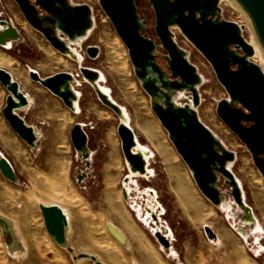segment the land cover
Here are the masks:
<instances>
[{
	"label": "rangeland",
	"instance_id": "obj_1",
	"mask_svg": "<svg viewBox=\"0 0 264 264\" xmlns=\"http://www.w3.org/2000/svg\"><path fill=\"white\" fill-rule=\"evenodd\" d=\"M68 3L87 5L92 12L93 28L89 35L80 44L70 46L81 55L77 62L52 51L42 35L25 22L13 0H0V21L10 20L20 34L11 49H0L1 54L9 57L5 66L17 75L28 73L27 64L32 65V70L39 69L42 75L70 69L78 75L79 85L74 86V91L81 93L80 111L75 110L65 118L59 116L53 124L57 132L45 136L47 141L42 140L34 147L41 164L52 154L62 161L70 159L78 168L67 174L66 170L57 167L43 182H33L30 179L32 172L28 173L31 177L19 188L25 196L23 229L17 230L14 221L10 222L14 229L10 224L0 223V264H93L78 259V253L69 252L67 246L59 247L45 230L39 204L60 205L65 195H71L73 213L88 216L74 223L75 227L68 235L70 243L96 240L108 255L106 264H264V179L247 148L216 115L217 102L227 99V94L216 80L210 64L177 27L171 28L175 43L186 52L188 62L203 78L198 87V119L234 153L235 159L229 169L238 181L244 204L252 210L258 227L242 222L245 215L229 195L224 199L231 211L226 206L224 209L213 206L198 191L166 131L151 111L149 98L134 76L127 49L98 0H68ZM136 7L140 19L148 24L142 35L158 44L151 5L148 0H136ZM219 7L223 20L243 27L245 41L255 50L246 15L227 0H220ZM87 47L96 48L98 56L89 58L85 53ZM164 54L159 49L156 58L163 69L165 62L160 55ZM252 61L264 73V59L260 53L254 51ZM79 67L98 73V86L122 111V116H117L99 101L93 86L83 80ZM187 96L186 93L177 96L176 103H188ZM120 122L135 136L137 148L134 152L140 147L148 150L146 172L142 175L128 170L116 132ZM77 123L84 125L88 137L89 167L75 151L64 149L68 144V131ZM62 128L65 135L60 134ZM6 150L17 165H25L26 170L32 168L23 158L17 159L13 152ZM57 166H60L59 162ZM83 173L88 178L85 184H81L85 178L79 181L77 177ZM76 183L84 188L83 192L78 190ZM217 188L221 192L228 190L222 177ZM81 197L88 198L87 206H79ZM108 224L122 233L127 246H121L111 236ZM240 226L244 227L243 232ZM206 227L218 237L219 245L209 240ZM158 235L165 236L168 245L162 243Z\"/></svg>",
	"mask_w": 264,
	"mask_h": 264
},
{
	"label": "water",
	"instance_id": "obj_2",
	"mask_svg": "<svg viewBox=\"0 0 264 264\" xmlns=\"http://www.w3.org/2000/svg\"><path fill=\"white\" fill-rule=\"evenodd\" d=\"M13 1L25 22L40 33L54 50L78 61L70 46L80 44L93 28L92 12L87 5H70L68 0ZM219 1L148 0L155 17L154 33L158 44L142 35L148 24L140 19L136 0H98V4L126 47L134 76L149 98L150 109L166 131L168 140L190 172L198 191L215 207L222 203L225 195H229L237 208L246 214V219L252 210L244 204L240 186L229 169L235 155L198 119V87L202 80L171 33V28L177 27L210 64L216 80L227 94V99L217 102L216 115L247 148L254 166L264 179V73L252 61L254 48L245 41L243 27L221 18ZM234 1L248 18L264 51V0ZM8 21H0V28H4ZM3 30L13 39L11 43L17 41L18 32L14 27ZM4 43V34L0 29V46L5 47ZM159 49L165 52L160 55L165 62L164 69L156 62ZM85 53L92 59L98 55L94 47H87ZM79 73L90 85L99 79L98 73L89 68L79 67ZM28 76L59 98L66 108L75 111L78 95L73 89L76 85L74 75L58 73L41 78L36 71L28 70ZM0 84L8 92L2 109L6 123L20 140L33 147L36 137L32 127L16 114L22 100L25 101L18 84L1 69ZM94 91L99 101L119 116L118 109L111 103L103 102L95 88ZM184 93L188 94V103L176 104L174 98ZM12 97L19 101H14ZM116 132L128 170L142 175L143 171L146 172L147 161L137 151L134 152L137 142L133 132L122 122ZM70 142L79 158L85 161V166L89 167L88 137L78 123L70 130ZM83 148L87 152L82 155L79 151ZM0 156L1 174L15 182L11 165ZM86 177L83 173L78 180ZM220 177L228 187L224 192L217 188ZM39 210L46 232L59 246L65 245L64 226L67 221L62 210L57 206L40 205ZM107 230L117 242L125 243L124 236L113 225L108 224ZM77 258L81 259V255Z\"/></svg>",
	"mask_w": 264,
	"mask_h": 264
},
{
	"label": "crops",
	"instance_id": "obj_3",
	"mask_svg": "<svg viewBox=\"0 0 264 264\" xmlns=\"http://www.w3.org/2000/svg\"><path fill=\"white\" fill-rule=\"evenodd\" d=\"M19 37L20 34L18 33V39ZM12 43L9 47L0 46V49L7 51L11 49ZM47 45L52 51L56 52V50H54L49 44ZM8 62H9V57L0 53V69L8 72L11 75L12 79L17 82L19 90L27 100V104L23 108L16 110V114L24 121V123L27 126H30L37 131L35 144L33 147H30L26 145L22 140H20L18 136H16V134H14V132L10 129V127L8 126L2 115V109L5 105V100L8 96V92L0 84V154L9 162L15 174V182H11L7 180L0 172V187L2 189L0 191V223L9 225L10 222L14 221L17 230H22L23 225H21V223H23L24 220L25 196H24V191H22L19 188L22 186L24 180L29 179V177H31L28 173L32 172L33 177L30 179L33 182H37L38 180L43 182L48 180V176L57 167L62 168V170H66L67 174L70 171L76 172V169L78 168V165L72 163L70 159H66L62 161V159H58L56 156L52 154H50L46 158V161L41 164L40 161H37L38 154L36 152L34 153V147L38 142L42 140L47 141V137L45 136L53 134L55 133V131L57 132V129H55V126L53 125L54 121L56 122L59 116H61L60 118L62 117L65 118L67 115H72L74 111H71L68 108H66L63 102L59 98L52 95L48 90L43 88L38 83L33 82L29 78L28 73L17 75L13 71L9 70L5 66L8 64ZM30 66L32 65L30 64L25 65V67H27L29 70H32ZM34 71H36L41 78H47L58 73H70L74 75L75 82L77 81L76 78H78V75L74 73V71H71L70 69L55 71L47 75H42V73H40L39 69L37 68H35ZM76 84L79 85L78 81L76 82ZM76 93L78 95V100L74 107L75 109L80 111L81 93L78 91ZM78 124H80L82 128L84 127L82 123H78ZM70 130L68 131V140H67L68 144L66 147L64 146L65 151H75L70 142ZM60 134L65 135L64 128H62V130L60 129ZM6 149H9L11 152H13V155H15L17 159L23 158L24 162L25 163L27 162L29 166L32 168H29L30 170H26L25 165L24 166H22L21 164L17 165L15 161L11 159ZM58 162L60 166H57ZM38 177H40V179H38ZM87 179L88 178H85L81 182V184H85V181ZM76 185L79 186L80 184L76 183ZM78 190L80 192H83L84 188H80L79 186ZM38 197L41 198L42 195L39 194ZM70 197L71 195L70 196L65 195L63 198V203H61L60 205L59 204H42V205L57 206L65 213L67 217V223L69 226L67 230L68 233H66L65 236V246H67L68 249H71L73 253L77 252L78 256L82 254H90L101 264H106L105 257L108 255L106 251L101 248L102 247L101 244H98L96 240L94 239L88 240L87 242L81 244L70 243L71 240L68 239V235L72 233L75 227L74 223L79 222L78 219L82 220L83 218L87 219L88 217V216H83L82 214L78 215L72 212L71 209L72 203L69 200ZM86 199L88 198L81 197L78 202L79 206H84V205L87 206L88 203ZM11 228L14 229L13 225H11ZM216 238L218 241V244L216 243V245H219L220 240L218 239L217 236ZM125 246H127L126 240H125ZM59 247L62 248V246ZM81 260L90 261L88 259H82V258ZM90 262L92 263V261Z\"/></svg>",
	"mask_w": 264,
	"mask_h": 264
},
{
	"label": "bare ground",
	"instance_id": "obj_4",
	"mask_svg": "<svg viewBox=\"0 0 264 264\" xmlns=\"http://www.w3.org/2000/svg\"><path fill=\"white\" fill-rule=\"evenodd\" d=\"M228 2H230L239 12H242V10L240 9V7L236 4V2L234 1V0H227ZM243 13V12H242ZM240 14V13H239ZM242 15V14H241ZM245 22H247V21H245ZM248 23H250L249 21H248ZM250 25V24H249ZM251 26V25H250ZM4 28H10V27H13V25H12V23H11V21L9 20L7 23H5V25L3 26ZM4 28H0L1 29V31H2V33L4 34V38H5V43L3 44V46H5V47H9L10 45H11V41H13V39H11V37L8 35V34H6L5 32H4ZM251 28V30H252V27H250ZM251 32V31H250ZM89 35V32L87 33V35H86V37ZM252 36H253V41H254V43L256 44V47H255V53L256 54H259L260 53V55H261V57L264 59V51L260 48V46H259V44H258V41H257V39L255 38V35H254V32H253V30H252ZM85 37V38H86ZM79 42V41H78ZM72 50V52H74V54H76V59L78 60V61H80V56H79V54L77 53V52H75V50H73V49H71ZM201 77V76H200ZM99 78H100V76H99ZM203 78L201 77V80H202ZM13 80V79H12ZM13 81H15V80H13ZM16 82V81H15ZM17 83V82H16ZM91 84L93 85V87L95 88V90H97V93H98V95L100 96V98H101V100L103 101V102H105L106 104H108V103H111V104H113L117 109H118V115L119 116H122V111L109 99V97H108V95L107 94H105L101 89H100V87L98 86V84H97V81H94V82H91ZM20 91V90H19ZM21 92V91H20ZM24 96V95H23ZM24 98H25V96H24ZM12 99L14 100V101H19L18 100V98H16V97H12ZM24 102H25V104H24ZM174 102L176 103V100H175V98H174ZM27 104V100H26V98H25V101L24 100H22V102H21V104H20V107H19V109H21V108H23L25 105ZM177 104V103H176ZM74 110H77V109H75L74 108ZM78 113V112H77ZM33 129V132H34V135H35V137H37V131L34 129V128H32ZM80 152V154H84L85 152H87L86 151V149L85 148H83L82 150H80L79 151ZM137 152L141 155V156H143L144 158H145V160H146V158H147V156H148V154H147V152H148V150H147V152H146V150L143 148V147H140L138 150H137ZM1 157V156H0ZM145 173V171H143L142 172V174H144ZM149 174V173H148ZM238 182V181H237ZM239 184V183H238ZM240 186V185H239ZM150 194V193H149ZM40 206H44V205H40ZM224 206H226V208L228 209V210H230L231 211V206L228 204V202L224 199L223 201H222V203L218 206L219 208H221V209H224L223 207ZM63 212V211H62ZM63 214H64V216H65V218H66V221H67V217H66V215H65V213L63 212ZM245 216H246V214H244ZM242 222L246 225V224H251V225H254L255 227H258L257 226V221H256V219L254 218V216L252 215V211L250 212V214H248V216H247V218L246 219H242ZM68 223H66V225L64 226V237L66 236V233H68L67 232V230H68ZM244 229V227L243 226H240V230L242 231ZM206 234H207V236L209 237V240L211 241V242H213V243H217L218 244V241H217V238H216V235L214 234V232L209 228V227H206ZM159 236V239H160V241L162 242V243H164L165 245H168V243H167V239H166V237L165 236H160V235H158ZM168 236V235H167ZM123 246H125V243L123 244ZM81 258L82 259H88V260H90V261H92V263L93 264H100L93 256H91V255H86V254H82L81 255Z\"/></svg>",
	"mask_w": 264,
	"mask_h": 264
},
{
	"label": "flooded vegetation",
	"instance_id": "obj_5",
	"mask_svg": "<svg viewBox=\"0 0 264 264\" xmlns=\"http://www.w3.org/2000/svg\"><path fill=\"white\" fill-rule=\"evenodd\" d=\"M246 126H250V124H246ZM243 231H244V229L241 232H243Z\"/></svg>",
	"mask_w": 264,
	"mask_h": 264
}]
</instances>
